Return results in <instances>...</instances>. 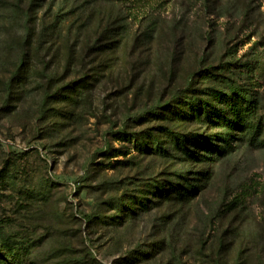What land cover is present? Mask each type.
<instances>
[{"label":"rangeland","instance_id":"rangeland-1","mask_svg":"<svg viewBox=\"0 0 264 264\" xmlns=\"http://www.w3.org/2000/svg\"><path fill=\"white\" fill-rule=\"evenodd\" d=\"M0 230L19 264H264V0H0Z\"/></svg>","mask_w":264,"mask_h":264},{"label":"trees","instance_id":"trees-1","mask_svg":"<svg viewBox=\"0 0 264 264\" xmlns=\"http://www.w3.org/2000/svg\"><path fill=\"white\" fill-rule=\"evenodd\" d=\"M220 104H224L225 108L233 112L234 118L239 119L243 117V120L252 119L257 115V106L255 105V102L251 99L246 100L243 97L235 95L232 98L226 97L220 102ZM212 112L216 113L218 118L223 119L225 122L230 121L225 117V114H223L220 110H216L215 108H213L212 111L207 112V116L209 117ZM248 124L249 125H247L248 127L246 130H248L249 133L256 134L258 132V129L250 123ZM254 136H252V138H255ZM177 145L180 147L184 144H181V141H177ZM146 149L149 150V147L147 146ZM16 249V244L13 243L12 239L8 235H6L3 230H0V258L3 261L7 262V264H19V260L16 255Z\"/></svg>","mask_w":264,"mask_h":264}]
</instances>
